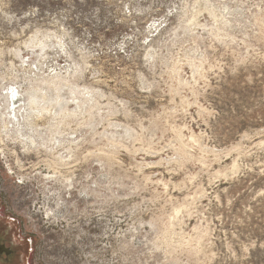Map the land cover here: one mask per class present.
I'll use <instances>...</instances> for the list:
<instances>
[{
    "label": "rangeland",
    "instance_id": "rangeland-1",
    "mask_svg": "<svg viewBox=\"0 0 264 264\" xmlns=\"http://www.w3.org/2000/svg\"><path fill=\"white\" fill-rule=\"evenodd\" d=\"M14 78L66 161L0 131L30 264H264V0H0Z\"/></svg>",
    "mask_w": 264,
    "mask_h": 264
},
{
    "label": "bare ground",
    "instance_id": "bare-ground-1",
    "mask_svg": "<svg viewBox=\"0 0 264 264\" xmlns=\"http://www.w3.org/2000/svg\"><path fill=\"white\" fill-rule=\"evenodd\" d=\"M14 79L7 84L0 83V118L3 123V126L0 125V131L2 130L1 133H5L11 142H17L25 152L44 150L56 156L55 164H49L50 169L54 170L53 175L45 176L47 180L56 181L57 170L66 163L65 157L59 155L60 134L57 130V134H52L49 140L42 138L43 131H39L42 122L38 124V120L43 121L46 119L44 115L52 113L55 116L59 115V85L54 81L57 77L52 79L50 83L43 82L47 85L46 88L41 86L42 83L35 86L28 81ZM51 89L56 91V96L51 95L48 98L47 94ZM17 164L19 169L24 167L21 160Z\"/></svg>",
    "mask_w": 264,
    "mask_h": 264
},
{
    "label": "flooded vegetation",
    "instance_id": "flooded-vegetation-1",
    "mask_svg": "<svg viewBox=\"0 0 264 264\" xmlns=\"http://www.w3.org/2000/svg\"><path fill=\"white\" fill-rule=\"evenodd\" d=\"M11 153L9 164H13L14 158L18 157L16 151L14 154L13 151ZM21 163L25 166L24 162ZM2 164H0V264H30L32 239L25 234L22 221L18 219L24 216L19 201L15 204L9 194L8 186H11L9 181L11 175L7 167L9 164L7 165L6 161Z\"/></svg>",
    "mask_w": 264,
    "mask_h": 264
}]
</instances>
